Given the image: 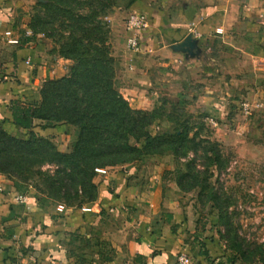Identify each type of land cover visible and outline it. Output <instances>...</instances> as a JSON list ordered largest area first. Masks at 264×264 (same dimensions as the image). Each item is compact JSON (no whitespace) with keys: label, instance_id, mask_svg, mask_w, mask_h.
<instances>
[{"label":"crops","instance_id":"crops-1","mask_svg":"<svg viewBox=\"0 0 264 264\" xmlns=\"http://www.w3.org/2000/svg\"><path fill=\"white\" fill-rule=\"evenodd\" d=\"M24 8L21 0H0V108L4 112L12 99L32 102L37 97L42 51L25 30ZM147 10L149 27L139 48L129 49L124 71L129 69L122 87L129 100L147 102L155 92L153 85L156 90L177 88V94L190 92L207 102L226 100L234 91L242 97L263 98L264 0H161L138 11ZM5 30L19 43H8ZM184 39L189 41L186 48H176ZM3 117L11 121L7 114ZM67 126L60 125L61 132L49 136L63 135ZM4 127L10 133L22 131ZM129 175L109 178L111 184L104 182L101 203L112 205L125 217L121 226L105 229L99 227L97 208L57 213L41 206L31 191L17 190L0 173V264H171L180 253L198 264H230V256L211 248L198 221L183 216L157 177L136 185ZM17 195L25 200H16ZM88 223L104 236L90 242L91 234L84 232L91 227Z\"/></svg>","mask_w":264,"mask_h":264},{"label":"rangeland","instance_id":"rangeland-1","mask_svg":"<svg viewBox=\"0 0 264 264\" xmlns=\"http://www.w3.org/2000/svg\"><path fill=\"white\" fill-rule=\"evenodd\" d=\"M21 1L25 6V30L35 37L42 51L37 63V99L33 97L32 103L40 101L41 88L48 80H75L76 73L79 78L82 72L90 78L87 82L117 91L133 110H154L156 118L147 127L151 135L179 136L187 128L188 137L196 145L195 149L184 142L178 153L134 150L135 157L130 161L95 168L90 178L94 196L89 199L90 193L82 191L80 184L72 187L65 181L56 182L62 184L60 187L47 186L45 178H54L63 165L51 161L50 148H40L36 143L37 155L30 160L7 166L0 158L1 166L10 169L15 180L24 184L25 192L31 191L41 206L57 213L97 208L99 227L107 229L108 225L121 226L125 217L112 205L101 203L105 180L111 184L109 178L130 173L129 181L145 185L157 177L171 192L183 216L197 220L203 227V236L216 254L230 256V264H264V96L256 100L234 91L226 100L207 102L190 92L177 94V88L160 86L156 90L153 85L151 90L155 92L147 102L131 101L122 91L129 69L124 71L130 61L126 18L135 9L144 10L161 0ZM74 89L65 82L59 91L64 99L74 96ZM50 90L56 91L52 87ZM43 122L38 119L32 130L36 138L43 137L38 130ZM64 124L68 126L63 135L45 140L67 153L78 139L79 127ZM11 135L25 138L21 130ZM129 144L141 147L144 139L129 138ZM3 174L14 181L13 176ZM85 228L84 232L91 234L90 242L104 236L90 229L92 226Z\"/></svg>","mask_w":264,"mask_h":264},{"label":"trees","instance_id":"trees-1","mask_svg":"<svg viewBox=\"0 0 264 264\" xmlns=\"http://www.w3.org/2000/svg\"><path fill=\"white\" fill-rule=\"evenodd\" d=\"M147 12L150 13V10ZM76 75L75 80H48L41 88V99L37 103L16 98L10 100L5 112L0 108V158L7 166L30 160V157L37 155V146L48 147L52 150L51 161L63 166L56 170L54 178H45L47 186L51 189L60 187L62 184L56 182L65 184V181L72 187L80 184L81 190L90 193L88 198L93 199L92 190H95V186L90 178L95 168L130 161L135 157L132 153L134 150L139 153H161L164 150L178 153L184 142L196 147L193 138L188 137L187 128L179 136L151 135L147 127L156 118L154 110H133L117 91L110 90L108 86H97L96 82H87L90 78L82 72L79 73V78L77 73ZM65 82L68 87L74 86L75 89L74 96L63 99L59 89ZM51 87L56 91L50 90ZM80 92L82 94L79 96ZM3 114L10 116L11 121L4 118ZM35 119L44 121L41 125L44 134L41 138H36L31 130ZM66 122L79 127L78 139L67 153L60 152L45 140L49 135L59 134V126ZM5 125L22 128L25 138L11 135ZM129 138L135 141L143 138L144 144L141 147L131 145ZM36 143L40 144L36 146ZM3 162H0V172L13 176L15 188L25 192L24 184L15 180L10 169L1 166Z\"/></svg>","mask_w":264,"mask_h":264},{"label":"built area","instance_id":"built-area-1","mask_svg":"<svg viewBox=\"0 0 264 264\" xmlns=\"http://www.w3.org/2000/svg\"><path fill=\"white\" fill-rule=\"evenodd\" d=\"M126 26L128 28V36L126 39L127 47L131 50H137L143 31L149 27V15L144 11H132L126 18ZM3 35L8 43H19L18 38L11 37L10 30H5ZM15 199L24 201L25 197L17 195ZM171 264H198V262L186 253H180L176 255Z\"/></svg>","mask_w":264,"mask_h":264},{"label":"water","instance_id":"water-1","mask_svg":"<svg viewBox=\"0 0 264 264\" xmlns=\"http://www.w3.org/2000/svg\"><path fill=\"white\" fill-rule=\"evenodd\" d=\"M188 42H189L188 39H184L179 44H177L176 48L185 49L187 44H188Z\"/></svg>","mask_w":264,"mask_h":264}]
</instances>
